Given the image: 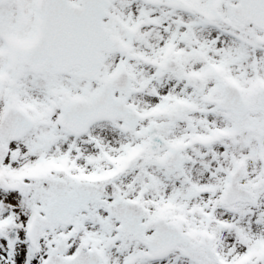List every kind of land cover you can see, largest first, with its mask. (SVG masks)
Masks as SVG:
<instances>
[{
	"label": "snow or ice",
	"instance_id": "obj_1",
	"mask_svg": "<svg viewBox=\"0 0 264 264\" xmlns=\"http://www.w3.org/2000/svg\"><path fill=\"white\" fill-rule=\"evenodd\" d=\"M0 264H264V0H0Z\"/></svg>",
	"mask_w": 264,
	"mask_h": 264
}]
</instances>
